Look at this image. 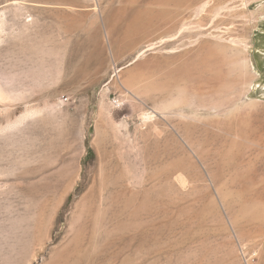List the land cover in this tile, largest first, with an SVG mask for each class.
Segmentation results:
<instances>
[{
  "label": "rangeland",
  "instance_id": "obj_1",
  "mask_svg": "<svg viewBox=\"0 0 264 264\" xmlns=\"http://www.w3.org/2000/svg\"><path fill=\"white\" fill-rule=\"evenodd\" d=\"M0 147V264H264V0H0Z\"/></svg>",
  "mask_w": 264,
  "mask_h": 264
},
{
  "label": "bare ground",
  "instance_id": "obj_2",
  "mask_svg": "<svg viewBox=\"0 0 264 264\" xmlns=\"http://www.w3.org/2000/svg\"><path fill=\"white\" fill-rule=\"evenodd\" d=\"M17 164L22 166L24 165V161H19V163ZM37 172L38 171L35 167L24 166L23 170L21 172L18 171L13 178L5 180L7 188L3 191H0V200H2L3 204L5 205V208L2 211L4 220L5 217L12 215L11 213L14 212V210L9 209L10 202H17L20 197L26 198L28 200H33L35 198L38 186V183L35 180V178L38 176ZM8 173L9 172H7L6 170H0V175H6ZM2 223L5 224V222ZM6 236L0 237V242L4 243L5 245L8 242L7 238H10V236H7V238Z\"/></svg>",
  "mask_w": 264,
  "mask_h": 264
}]
</instances>
